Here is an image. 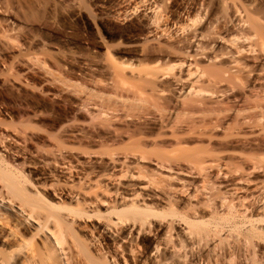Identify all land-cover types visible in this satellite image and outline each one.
I'll return each mask as SVG.
<instances>
[{
    "label": "bare ground",
    "instance_id": "bare-ground-1",
    "mask_svg": "<svg viewBox=\"0 0 264 264\" xmlns=\"http://www.w3.org/2000/svg\"><path fill=\"white\" fill-rule=\"evenodd\" d=\"M150 1L108 7L126 18ZM235 1L214 8L237 30L208 21L200 1L174 0L154 11L150 28H129L151 35L140 52L107 48L105 76L89 71L86 100L97 113L89 148L87 138L71 137L74 148L59 134L88 161L64 156L66 148L63 157L61 146L63 159L54 154L28 175L0 133V264H147L150 256L173 264L179 248L184 264H264V22ZM79 218L106 220L90 225L100 233L94 250L79 235L86 226H74ZM144 235L152 240L141 255L115 242Z\"/></svg>",
    "mask_w": 264,
    "mask_h": 264
},
{
    "label": "rangeland",
    "instance_id": "rangeland-1",
    "mask_svg": "<svg viewBox=\"0 0 264 264\" xmlns=\"http://www.w3.org/2000/svg\"><path fill=\"white\" fill-rule=\"evenodd\" d=\"M108 1L109 0H0V119H3L0 121L1 124L3 121L10 123H7L9 127L6 123H3L4 126L3 124L0 125V133L2 136L6 134L9 135L8 137L10 139L7 143L10 142V144L8 143V145L13 146L15 150L22 153V156H12L13 159H11L15 166L18 165L20 171L22 170L23 172V169H25V174H28L27 171H33L39 166L41 169H43V167L45 168V162L48 163L47 161L53 164L54 154L58 155V158L56 157L57 159H63V157L68 154L70 156L74 155L73 158L78 161L81 160L82 163L84 160L85 162L86 160L88 161V158H86L87 156L83 159L82 157L84 155L82 156L78 151V154L81 155V157H79L76 152H72V148L77 147L74 141L82 140L83 142V140L87 138L85 136L88 133L90 134L92 131L95 132L94 124L96 120L93 123L92 117L97 113L92 106L88 105L87 101V95L93 87L89 71L94 70L93 68L96 67V69L99 68V74L101 73V76H105L104 70H106V65H104L105 63L103 61L105 60V53L109 47L115 51L138 49V52H140L142 49L141 47L145 44L144 39L148 32L147 29L151 27L148 26V23L153 19L154 11H161L163 13L164 9L169 6V3L166 2L171 3L174 0H154V4H151L153 3V0H151V3H146L145 6L144 4H140L138 12L136 14L129 13L126 18H124V16L117 18L118 16L115 17L114 14L110 13L108 7L110 2ZM112 1L116 2L119 0ZM175 1L179 4H184V2L190 0ZM196 1H200L201 5L203 4L202 9L204 10L205 8L204 14L210 16L208 21H212L211 23L214 24L218 20L217 18H219V22L217 21L216 23L217 26L221 22L219 25L221 26L223 23V28L225 24L227 29L230 30V27H232L231 30H237L233 22L232 24L229 23L231 21L226 22L229 16L227 17L225 14L227 19L225 16L223 18L224 14L222 12L219 13L220 11L214 8V2L217 0ZM241 1L243 3H241ZM235 3L238 5L244 4L247 7L249 6L248 8L251 11H260L262 22H264V0H236ZM250 4L253 6L251 7ZM148 5H152L153 8L145 11ZM161 5L162 7H160ZM105 6L108 8H104ZM155 7H158V9ZM212 9L216 14L213 13L214 15H210ZM164 13H166V11ZM205 21L204 18L202 24ZM138 24L143 26L146 25L147 29H143L144 33L131 31L129 29L134 27L133 25ZM234 24L237 23L235 22ZM241 26L240 24L238 27L241 28ZM149 36L151 35H147V37L151 39ZM77 85H81L83 88ZM79 88L82 90H78ZM80 91H82V94ZM92 123L93 126L91 125ZM22 124L25 125L24 128L26 124L28 125L24 129ZM30 124H32V126ZM10 126H13V128ZM91 126L94 128L92 129ZM14 127L17 128L14 129ZM28 127L29 129H27ZM40 131L43 132L41 133ZM63 133L65 134L63 135ZM50 134L54 136H50ZM59 134L65 139L64 144L73 146H71L72 148L70 147L71 150L67 148L68 146L65 147L64 144L62 145L63 142L61 140L64 141V139L60 138ZM75 134H78V136ZM90 135L87 136L90 137ZM53 137L60 138L56 140L61 143L59 142V144L56 140H53ZM71 137L75 138L74 141ZM88 141V138L85 139L82 143V147L87 148V145H89ZM56 142L60 146L57 148V151L56 147L58 145ZM61 146H64L62 147L64 148V152L60 149ZM65 148L66 150L68 149V152H66ZM45 149L47 153L44 151ZM50 149L51 152L56 151V153L52 152L53 156L51 155L52 153L49 154ZM59 149L62 150L59 152V154L62 153V156L66 152L63 157L61 156L62 158H60L58 154ZM1 150L3 149H0L2 154L4 150ZM3 154L5 153L3 152ZM43 154L47 155V157ZM41 165L45 166L42 167ZM40 167L38 169H40ZM150 168L154 167L150 166ZM121 182L124 183V181ZM132 183H135V181ZM137 183L139 184V182L135 184ZM32 188L33 187H30L31 190L34 189ZM31 190L30 192H33ZM12 198L13 197H11V199ZM19 198L17 199L16 197L12 199L14 200L13 203L20 204ZM185 201L186 203H195V201L192 200ZM79 219L76 220L74 226L77 227L76 225L79 223H81L82 226H86L84 231H82V235L81 233L79 235L80 237L83 236L84 238L82 237V240L85 239L84 242L88 244L89 248L91 247V250H94L92 249L94 248L93 245L97 243L94 239H100V233L97 229L92 230L90 227H94L95 225L98 227L100 223L104 224L105 222L103 221L106 220L105 218H100V220L102 219L101 221L97 218H95V221L93 218H91L93 220L90 219L91 221L86 218H82V220ZM97 222L99 224H97ZM176 227L184 228L180 224ZM164 231L165 229L163 232ZM163 232L160 234H163ZM97 235L98 237L94 238ZM137 238L132 243H122L120 238H117L115 242L120 243L119 245L123 247H127V249L128 247H133L136 249V254L139 253L138 255H141L144 245L150 244L152 238L147 235L143 237L138 236ZM92 239L96 243L93 242ZM107 243L113 245V242L110 240H108ZM263 248L264 247H262V249ZM180 249L184 251V253H181L182 251ZM119 250L121 251L122 249L120 248L118 251ZM179 251L180 255L177 256L176 254L178 258L175 257L176 260H178L175 261L174 259L173 264L179 262V264H184L188 261V258L186 259L187 261L184 260L185 258L182 259L183 256L187 257L186 249L179 248L176 253L179 254ZM262 251H264V249ZM126 259L129 260V256H126ZM119 263L124 264L121 259ZM146 263L154 264L153 257L150 256Z\"/></svg>",
    "mask_w": 264,
    "mask_h": 264
}]
</instances>
